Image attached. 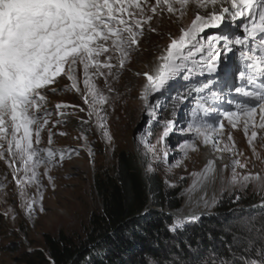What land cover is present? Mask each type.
<instances>
[{"label": "snow or ice", "instance_id": "obj_1", "mask_svg": "<svg viewBox=\"0 0 264 264\" xmlns=\"http://www.w3.org/2000/svg\"><path fill=\"white\" fill-rule=\"evenodd\" d=\"M226 19L239 21L243 32L231 39L207 34L206 30L219 29ZM152 35L166 36L168 42L156 46L157 55L146 65L147 71L134 73L143 81L135 99L149 124L138 138L146 172L154 173L156 164L169 170L181 167L202 148H210L212 158L191 174L194 179L189 192L201 193L196 198L198 205L209 208L217 203L215 195L209 199L207 193L217 182L221 192L250 186L264 192V170L249 169L257 162L264 164V0H0V161L11 170L8 176L14 192L30 218L46 211L44 178L55 191L52 171L76 151L53 146L52 129L66 123L64 118L70 115L65 109L86 114L87 118L79 117L77 139L87 145V133L94 127L111 145L108 109L114 112L124 99L117 85ZM221 41L229 52L232 45L241 46L245 68L237 72L243 83L234 90L243 99L236 102L234 111H218L208 101L221 97L211 91L209 83L195 89L199 98L186 128L180 129L186 138L177 159L168 143L176 121L160 116L163 106L157 94H163L178 78L219 73ZM223 72L225 78L234 75L227 65ZM205 90L209 96H200ZM69 91L80 96L83 107L64 102L51 105L50 97ZM214 112L221 119L209 122L206 117ZM54 116L61 119L54 120ZM225 121L230 129L242 130L251 156L238 149ZM88 155L94 159L91 147ZM8 176L0 180L4 203L9 195ZM0 214L16 219L12 208ZM190 219L199 217L193 213ZM184 223L177 220L170 230L177 231ZM241 264H264V240L251 255L242 254Z\"/></svg>", "mask_w": 264, "mask_h": 264}, {"label": "rangeland", "instance_id": "obj_2", "mask_svg": "<svg viewBox=\"0 0 264 264\" xmlns=\"http://www.w3.org/2000/svg\"><path fill=\"white\" fill-rule=\"evenodd\" d=\"M168 30V27L163 29L164 32ZM171 31L173 33L176 32L175 25L171 26ZM206 31L207 34L226 35L231 39L234 35H240L243 32V26L239 21L233 22L230 19H226L219 29H208ZM167 42L166 36L157 35H152L150 40H146L142 52L133 57L130 70L123 74L121 82L117 85L124 99L118 102L114 112L111 108L108 109V121L113 136L111 145L102 138L100 132L94 127L91 132L87 133V145L84 144L83 140L77 139L81 133L79 117L87 118L86 114L78 113L72 108L65 109L70 115L64 118L66 123L57 125L52 129L54 133L53 146L55 148L75 149L76 151L72 153L71 159L66 158L62 165L52 171L51 174L55 178L56 183L55 191L48 186L47 178H44L45 195L43 204L46 209L44 213L37 212L30 218L21 209L20 200L14 192L11 177L8 176L11 170L5 166L4 162L0 161V180L8 176L9 188L7 203L0 200V213H3L7 208H12L16 216L15 221H13L11 215L5 218L0 214V264H24L22 260L23 254L42 248L44 246L43 237L46 233L52 235L66 233L75 237L83 236L91 213L98 211L100 208L99 200L94 190L95 175L104 169H109L113 164L115 153L120 150H131L145 157L143 146L139 145L138 138L149 128V124L147 122L148 117L140 112L139 103L135 99L137 90L143 81L141 77H137L134 73L147 71L146 65H149L157 55L156 46L163 47ZM220 47L221 71L219 73L209 74L205 72L203 75L196 74L190 80L178 78L170 82L163 94H157L160 104L163 106L159 110L160 116L164 119H174L176 121V131L169 137L168 143L171 155L176 156L177 159H179L177 154L179 146L186 138L180 129L186 128L191 112L196 106V100L199 98L195 89H199L204 83H209L211 91L218 93L221 97L216 101L211 99L208 101L218 111H234L236 102L243 99L234 90L235 87L242 86L243 83L239 79L237 72V69L244 70L245 68V61L241 57V46L232 45V51L229 52L223 49V41H221ZM225 65L228 66L234 75L225 78L223 72ZM101 86H103L102 81ZM129 88L132 89L131 92L127 90ZM199 95L207 97L209 92L205 90ZM178 96L182 98L177 99ZM56 102L84 106L80 96L71 91L61 92L50 97L51 105L54 106ZM53 119L61 118L54 116ZM206 119L209 122H216L221 117H219L218 112H214L210 113ZM225 125L229 131H232L238 149L251 156V151L248 148L247 140L244 138L242 130L230 129L226 121ZM156 131H159V129H156ZM61 132L66 133V135H59ZM43 136L46 143L47 132ZM152 142L155 143L154 138H152ZM88 147L92 148L94 159L89 157ZM202 153L203 150L193 154L191 159L186 161L184 165L171 170L162 164L155 165L156 172L168 184L182 186V204L193 183L194 178L191 174L199 172L201 169ZM148 158L150 159V154ZM225 158L229 162L228 154H225ZM249 169L261 171L264 170V164L257 162L254 169L252 165H249ZM237 171L243 170L237 169ZM29 191L34 190L30 189ZM222 193H239L254 196L261 199L258 202L260 205L264 203V192H260L251 186L247 189L225 192H221L219 189L216 200ZM212 209L213 206L205 208L208 212H211Z\"/></svg>", "mask_w": 264, "mask_h": 264}, {"label": "trees", "instance_id": "obj_3", "mask_svg": "<svg viewBox=\"0 0 264 264\" xmlns=\"http://www.w3.org/2000/svg\"><path fill=\"white\" fill-rule=\"evenodd\" d=\"M145 157L120 150L95 175L100 208L83 236L44 234L43 247L23 254L24 264H241L264 240V203L222 193L209 214L179 218L182 186L146 172ZM239 197V199H237ZM177 220L184 227L171 231Z\"/></svg>", "mask_w": 264, "mask_h": 264}, {"label": "bare ground", "instance_id": "obj_4", "mask_svg": "<svg viewBox=\"0 0 264 264\" xmlns=\"http://www.w3.org/2000/svg\"><path fill=\"white\" fill-rule=\"evenodd\" d=\"M202 150H203V153L201 156L202 157L201 169L205 165L206 161L208 159L212 158V153H211L210 148L209 149L203 148ZM224 162H226V163L228 162L226 158H225ZM219 189H220V183L219 182H217L214 185H210L207 189L209 199H211L213 197V195H215V198H216V195L218 194ZM199 195H201V193H199V192H197V193L188 192L186 194L184 201H183V204H181L180 208L173 211L175 213V216L179 217V218H187V217H191L193 213H195L197 216H199L202 213H207L208 210H205V207L203 206V204L201 203L198 205L196 202V198Z\"/></svg>", "mask_w": 264, "mask_h": 264}, {"label": "water", "instance_id": "obj_5", "mask_svg": "<svg viewBox=\"0 0 264 264\" xmlns=\"http://www.w3.org/2000/svg\"><path fill=\"white\" fill-rule=\"evenodd\" d=\"M169 213H171L172 215H175V213L172 211V212H169ZM206 214H209V212H207V213H202V214H200V215H206Z\"/></svg>", "mask_w": 264, "mask_h": 264}]
</instances>
